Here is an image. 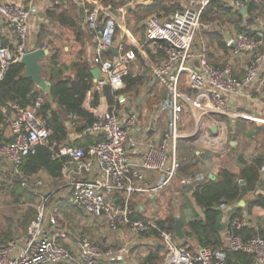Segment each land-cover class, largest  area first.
Instances as JSON below:
<instances>
[{"label": "built area", "instance_id": "built-area-1", "mask_svg": "<svg viewBox=\"0 0 264 264\" xmlns=\"http://www.w3.org/2000/svg\"><path fill=\"white\" fill-rule=\"evenodd\" d=\"M127 0L116 11L124 18L140 2ZM213 0H185L183 6L167 15L152 14L147 17L146 39L143 46H152L163 60L154 69V75L166 80L169 90L148 109L150 123L141 124V114L133 106L121 112L118 104L126 102L124 77L137 60L136 50L127 49L123 43L115 45L117 34L116 14L112 5L85 10V25L96 38V55L93 67H98L101 77L95 79L89 98L96 90L110 86L115 102L109 110L96 114L91 125L81 135L100 136L87 146L68 144L52 145L57 157L65 158L62 170V197L83 213L84 221L98 224L105 221L112 232L129 228L137 233L155 231L165 248V264H229L227 249L241 250L253 255V264H264V225L260 227L246 213L233 216L229 231L220 248L198 247L178 242L168 223L160 224L155 218L133 219L131 200L136 194H156L178 177L181 163L177 156L180 140L193 137V131H183L182 123L186 103L192 108L195 121L201 113L227 111L225 95H246L257 81L264 83V24L258 23L253 34L240 31L234 24L225 36L230 48L228 61L213 64L209 61L208 46L197 48L204 32L220 31V20H203V13ZM251 0H221V4L242 13L240 27L248 24ZM264 4V0H258ZM33 11L22 3L0 0V81L9 66L21 61L29 50V23ZM104 16H101V14ZM252 25L249 24V29ZM226 31V30H225ZM117 52L115 55L110 51ZM256 52L254 56L249 53ZM111 52V53H110ZM109 53V54H107ZM242 59L241 66H237ZM185 76L186 88L196 93L191 97L180 85ZM183 90V91H182ZM43 97L27 107L13 105L10 126L14 135L10 143L0 144V180L20 185L40 196L38 215L22 237L0 244V264H114L125 260L129 246L102 248L82 231H73L60 211V202L48 194H41L42 181L37 176H25L20 169L23 158L34 153L39 145H48L52 129L48 127L40 108ZM169 111L170 117L158 142L150 140L149 131L156 117ZM157 115V116H156ZM5 165H8L6 167ZM158 173L155 184L152 174ZM264 174V165L260 168ZM202 175L181 179L189 185L202 181ZM52 198V199H51ZM253 227L258 234L249 238L234 233L236 229Z\"/></svg>", "mask_w": 264, "mask_h": 264}, {"label": "trees", "instance_id": "trees-1", "mask_svg": "<svg viewBox=\"0 0 264 264\" xmlns=\"http://www.w3.org/2000/svg\"><path fill=\"white\" fill-rule=\"evenodd\" d=\"M113 4L115 5V3ZM177 8V5L169 6L166 0H157L148 7L137 8L133 12V16L135 15L140 19L139 16L146 18L152 13H165L169 15L173 14ZM252 13L264 15V4L258 0H251L248 14ZM48 16L51 20L55 19L59 23L78 31L77 22L66 11L61 10L58 4L48 10ZM202 18L203 20L209 21L220 20V25L228 27L234 24L236 29L249 32V22L244 27L239 26L244 20L243 14L239 11H233L224 7L221 4V0H213L205 9ZM79 34L82 33L79 31ZM205 35L210 42L214 41L221 48H228L224 37L219 32H206ZM36 44L38 45L37 42ZM58 58L57 54H53L49 59V68L51 69L48 78L51 82V91L49 94L39 88L33 79L24 75L25 66L21 61L13 62L9 66L4 78L0 81V144L13 141L14 135L9 121L13 111V105L27 107L34 104L40 97L44 99L40 108V114L43 116L48 127L53 131L48 145H39L34 153H30L23 158L20 169L25 176H38L41 172H44L53 179H59L62 176L65 158L57 157L52 149V145L72 144L76 146H87L100 139V136L81 135L75 137L73 141H70L69 126L66 124L67 121H71L70 127L73 128L74 133L81 134L82 130L88 125H91L95 119V115L85 107L87 93L93 88L94 77L91 73L92 64L87 59L80 57L78 61L73 62L71 65H61ZM65 70H73V74L67 75ZM41 74L45 78L44 72H41ZM182 80H184V76L181 77L180 81ZM124 81L126 84L124 93H134L143 85L146 77L129 73L124 77ZM101 93L106 97L109 108H111L115 102L116 93L110 86L104 87ZM165 93L164 96H167V93ZM99 100L100 92L95 91L93 93L95 106H98ZM256 128L257 131L264 134V125L257 126ZM181 142L183 141L180 140L177 144V151L181 150ZM238 160L242 165L239 175H236L226 168H222L219 170L216 180L209 178L197 186L182 187V192H186L184 189L187 188L188 192L193 196L195 204L202 209L201 216L195 215L192 218L186 219L183 216L171 215L163 220H158V222L161 225L168 223L171 230L175 233L174 225L176 220L181 218L186 236L184 239L185 243L183 244H189L188 241L193 238L202 247H222L223 239L221 231L223 211L221 206L223 204L234 205L247 194L254 192L255 194L257 193L255 197L249 200L245 207H237L233 215H240L244 209L250 214V211L255 206L264 208V194L258 193V189L261 186L264 190V178L259 171L264 165V153H256L250 160H246L244 156L240 155ZM179 161L181 163L178 172L179 178L193 176L195 173H198L197 161L186 163H183L180 159ZM19 180L15 178L12 183H6L0 180V184L1 187H4L16 197V200L24 197L25 200L34 201L36 195L21 186ZM240 180L243 181V184L240 183ZM59 200L61 201L59 208L64 214L65 221L66 218L69 219L68 211L82 215L79 209L69 204L67 198H59ZM37 215L38 210L36 212L28 211L25 215L23 214V220L19 219V225L27 227L31 219H36ZM132 218L144 219L146 217L141 213H137ZM259 226L262 227V225ZM233 232L242 235L244 238L258 234L257 230L253 227H244L242 229H236ZM151 234L156 237L158 236V233L155 231L145 232V235ZM9 239H11V233L4 232L3 235L0 234V242H8ZM226 257L229 264H253V255L241 250L227 249ZM162 260L163 257L161 259L151 254L143 263L152 264L154 261Z\"/></svg>", "mask_w": 264, "mask_h": 264}, {"label": "crops", "instance_id": "crops-1", "mask_svg": "<svg viewBox=\"0 0 264 264\" xmlns=\"http://www.w3.org/2000/svg\"><path fill=\"white\" fill-rule=\"evenodd\" d=\"M8 1L22 3L25 6L30 7L32 9L33 13L31 15V20L29 23V46H28V48H29V50L38 48L39 45L36 44V40L34 37L35 31L37 28L42 30L44 25L53 21L48 16V10L51 8L50 6H53V5L57 4L58 2L56 0H55V2H51L52 0H38V1L37 0H8ZM69 1L73 5L72 8L74 10H78L82 14V16L84 17V26L85 27L83 26L82 30H83L85 35L79 34V31H77L78 34H77V32H76V34L73 33L74 36L72 37V40L74 41L75 44L80 45V46H82V45L84 46L86 54L83 56V58L87 59L92 64L94 56L96 55V40H95L96 38L93 36V34H91L89 32V30L87 29V27L85 25V10L88 8H92V7H105L107 5H112L113 9L111 12L113 14H116L117 30L122 31L120 34L119 33L116 34L115 45L117 46V44L123 43L127 49L132 48V49L136 50L137 55H138L137 59L142 58L145 61V63L147 65H149L151 68L149 73H147L146 75L139 73L143 76H146V81H145L146 83H145V87L143 88V91H146V93H150V92L154 93L156 91V89H158L159 87H162L166 90L165 92L168 94L169 86H168V83H166V80L160 79V77H157L154 75V69L163 60V54L160 52L157 53L156 50L150 45L143 46V43L145 42V39H146L145 21L147 18L143 19V21H141L138 24L140 26L144 25V28H143L144 29V37L142 39L140 38V36L137 33H135V32H137L138 27H137V29L135 27L133 28V25L135 24V20L133 18L131 19V21L129 23L125 24L126 19H129V16L130 17L133 16V12H135L137 10V8L148 7V6L152 5L154 2H156L157 0H146V1L140 2L133 9H131L124 18H122V16L119 15V13L116 11V9L120 5H122L123 3H121V4L119 3L117 5L116 4L114 5L113 2H111V1L116 2L119 0H69ZM166 1L168 2L169 6L170 5H177L178 6L177 10H179L183 6V3L185 2V0H166ZM101 16H104V14L102 13ZM55 22L58 23V25L66 26V25L59 23L58 21H55ZM258 23L264 24V15H257L256 13H252L251 17L249 18V24L252 25V28L249 29V34L250 33L253 34V32L256 31L255 29L257 28ZM66 27H68L69 30L72 29L69 26H66ZM219 29H220V31H217V32H219L220 35H222L225 39V36L227 35L228 26L222 25ZM72 30H74V29H72ZM205 34H206V32H204L203 34L200 35V40H199L196 47L201 48L203 46H208L211 50L210 57L212 55V62L214 60H216V57L220 58V61H217L213 64H217V63H220L222 61L223 62L228 61L229 56H230V52H231L230 48H227V49L221 48L218 44H216L217 49H221L218 53H216L214 51L213 47L209 46L210 45V44H208L209 39ZM67 38H70V36L68 35ZM66 49H67V47H66ZM255 53H256L255 51L252 52V54L249 53V61L251 59L250 56H254ZM210 57H209V61H210ZM239 60L241 61V59H239ZM133 65L134 64H132L131 67ZM131 67H130V70H131ZM92 68H94L93 64H92ZM129 73H132V72L130 71ZM132 74L136 75V76L139 75V74H135V73H132ZM185 79L186 78L184 76V81L182 83L180 82L181 88L183 90H186V92H188V94L191 97H195L196 93L191 91L190 89L186 88V80ZM94 81H95V78H94ZM96 91L100 92V100H99L98 106L94 105L93 94H92L91 98H89L87 95V98L85 101V107L90 112H92L94 115L104 113L110 109L108 101H107L106 97L101 93V90H96ZM248 91H249V96L233 95V94L225 95L226 101L228 103V110L227 111H213V112H208V113H204V114L201 113V116L199 117V120L201 119L200 126L198 125L199 126L198 129L194 130L195 135L193 137L182 139L183 142H181V150L185 149L186 146H190V144H192L191 142L195 141V139L197 138L198 142L201 143V145L204 148L209 149L213 152L215 151V153H217L219 155V154L224 153L226 148H227V146H225L226 140H227V133L232 132V135H234V133H235V131H234L235 127L233 126L234 125V122H233L234 119H237L236 121H238V122H241V121L249 122L250 119H252L254 121L257 120L258 122H260V124H257L256 126L264 125V83H262V81L259 80L254 85H252L248 89ZM125 94L127 97V93H125ZM47 97H48V95H47ZM48 99L51 101L50 98H48ZM142 100H143V98H139L134 103V101L128 97V98H126V102L125 101L120 102L118 104V106H119V109H124L121 112H127V110H129L134 105H139V103ZM185 106L187 108V106H189V103H186ZM150 108H148V109H150ZM185 113H187V111ZM146 114H147V120L144 122L141 121V124H143V126L148 125L150 123V120H151V115L149 114L148 110H146ZM166 115H168L167 122H166V120L165 121L162 120L163 116H166ZM189 116H190V119L188 120L184 114V120L182 123V130L186 131V132H189V131L191 132V130H188V131L186 130L188 127V124H190V126L195 124V128L197 126L196 125L197 121L194 120L192 112L189 113ZM169 117H170L169 111H163V114H159L156 117V119H155L156 125L153 123V126H151V130L149 131V137H150L151 141L158 142L160 140V138H161V136H162V134L166 128V125L169 121ZM228 122H229V124H228ZM231 122H233V123H231ZM70 123H71V121H67L66 124L70 127L71 126ZM213 127H216L215 131L212 129ZM76 134L77 133H74V131H73V139H75ZM70 141H73V140L70 138ZM234 144H236V141L233 142L232 143L233 146L232 145L231 146L235 147ZM210 148H212V149H210ZM196 154L197 155L196 156L194 155L193 157H196V159L198 160L197 161V167L200 169L199 166H201V161L198 158H199V155L201 154V152L197 151ZM237 155H238L237 159H234L232 162L228 161V165L224 162V160L227 158L228 155L227 156L226 155H220V159H219L220 161L217 160V163L214 166L215 167L214 169H211L206 173L203 171H198V173H195V175H202L201 177H204V179L202 181L198 182L195 180L193 183H191L189 185H185L181 181V179L184 178V176L180 177V178L177 177L169 185L160 189L159 192H157L156 194H151V195L136 194V195H134V196L144 195V196L148 197L147 202L150 201V205L145 206V204L133 203V200H134V196H133V198L131 200V207L133 208L132 216L136 215L137 213H141L146 218H154L155 216L151 217V216L145 214L146 208L149 206V208L153 212L154 208H156V206H158V204H156V202H157V198L159 196V193L163 192L164 190H170L175 184L181 188L182 187H193V186L199 185L200 183H203L205 180H208L209 178L212 180H216L217 174H218L219 170L222 168H226V169L230 170L231 172L235 173L236 175H239L241 173V169H242V165L240 164V162L238 160L239 156L242 155L245 157L246 160H250V159H252V157L254 155L249 156V154L246 152V150H242V149L239 150ZM185 157H187L186 154H185ZM224 157H225V159H224ZM0 166H1V162H0ZM44 174H45L44 177H46L48 179H53L49 175H47L46 173H44ZM151 174H152L151 183L155 184L159 178V174L158 173L156 174L154 172ZM260 174L264 178V174L261 172H260ZM212 177H214V179ZM61 179H62V177L59 179H53V180L55 182L58 181L61 183ZM240 183L243 184V181L240 180ZM185 190L188 191L187 188ZM187 193H189V192H187ZM258 193L264 194L262 186L258 189ZM256 194L254 192H251V193L247 194L246 196H244L238 203H236L234 205L223 204L221 206V209L223 211V220H222L223 227H222V231H221L223 241H224L225 234L229 231L230 220L234 216L233 214H234L235 209L239 206L245 207L247 205V203L249 202V200H251L253 197H255ZM191 197H193V196L191 195ZM60 198H65V197H60ZM55 199L58 200L59 202H61L59 200V198H55ZM243 213L250 215L251 219L256 224L264 225V208L263 207H260V206L253 207L252 210L250 211V214L244 209ZM82 215H83V213H82ZM195 215L201 216L202 215V209L201 208L199 210L197 209L192 214H190V215L188 214L187 219L192 218ZM157 220H160V219H157ZM87 223L93 224V222L90 219H87ZM126 230H129V229L124 228V229L120 230L121 236H122L121 241H124L123 245L126 244L129 246V254L125 258L124 261L116 263V264H144L143 262L151 254H153L155 257H157V258L159 257L161 259L163 257L162 261H154V262H152V264H165V262H164L165 261V248H164L163 243L160 241V238L158 236L156 237L152 234L151 235H145V233L144 234H140V233L137 234L136 233L137 234L136 238H133L131 240H127L123 236ZM177 240H178V242H180L182 244L185 243L184 242L185 240H181L179 238H177ZM188 243L191 246L192 250H196L198 247H200V245H198L197 241L193 238L191 240H189Z\"/></svg>", "mask_w": 264, "mask_h": 264}, {"label": "rangeland", "instance_id": "rangeland-1", "mask_svg": "<svg viewBox=\"0 0 264 264\" xmlns=\"http://www.w3.org/2000/svg\"><path fill=\"white\" fill-rule=\"evenodd\" d=\"M38 1V0H37ZM61 8V10L66 11L78 24V31H80L83 35L84 32L82 30V27L84 26V17L78 10H74L72 8V4L69 0H56ZM127 0H119V1H111L115 4H121L124 3ZM55 2V1H51ZM55 4V5H57ZM53 5V6H55ZM50 6V7H53ZM152 14H159V13H152ZM150 14V15H152ZM149 15V16H150ZM140 19H138L137 16H129V19H126L125 24L129 23L131 19L133 18L135 20V24L133 25V28L135 27L138 30L137 33L140 38L142 39L144 37V25L140 26L138 25L143 19H146L142 16H139ZM53 21L47 23L43 26V29H36L35 31V40L38 43L39 46H44L49 50V54L45 56L42 59L41 65L43 66L42 73L44 72L45 80L49 81V75L51 69L49 68V59L53 54L58 55V61L61 65L67 64L71 65L73 62L78 61L86 54L84 46H80L74 43L72 40V37L74 34H76L77 31L72 30L66 26L58 25L56 23L55 19H52ZM85 27V26H84ZM229 28V27H228ZM230 29V28H229ZM231 30V29H230ZM122 31L118 30V33L120 34ZM74 33V34H73ZM70 36V38H67V36ZM88 37V36H87ZM209 46H212L214 51L218 53L221 49H217L216 44L214 41H208ZM67 47V49H66ZM85 59V58H83ZM242 60V59H241ZM210 61L212 62V55L210 57ZM217 61H220L219 57H216V60H214L212 63H215ZM242 61L239 60L238 67L241 66ZM134 65L131 67V72L135 74H143L146 75L150 71V66L145 63V61L142 58L137 59L134 63ZM65 73L67 75H72L73 70L66 71ZM139 74V75H141ZM146 77V76H144ZM184 80L180 81L181 83ZM145 83L139 88V90L134 93H127V98L129 97L136 102L139 98H143V100L139 103V105H134V107L141 113V121L147 120V114L146 110L150 108L151 105L158 102L162 97H164V88L159 87L154 93H146V91H143V88L145 87ZM166 91V90H165ZM121 111L124 109H120ZM187 113H185V117L189 120L190 116L189 113L192 112V108L187 106L186 108ZM167 117L163 116L162 120L167 122ZM204 118V117H203ZM237 119H234V127H235V133L232 135V132L227 133V140L225 146H227L226 150L222 154H217L215 151H211L209 149L204 148L201 143L198 142V139L196 138L195 141L191 142L190 146H186L185 149L177 151L178 158L183 162H196L198 161L196 157L197 151H200L201 154L199 155V160L201 161V166L199 171L208 172L211 169H214L217 160L220 161V155H228L224 162L228 165V161L232 162L234 159H237V153L239 150H246V152L250 155H255V153H264V134L257 131V124H260L257 120L250 119L249 122L236 121ZM252 121V122H251ZM231 122V123H233ZM201 119L197 122V129L200 126ZM71 124V123H70ZM229 124V122H228ZM199 125V126H198ZM195 124L190 126L188 124L187 131L188 130H194ZM70 132V138L73 139V128L69 127ZM197 137V136H196ZM236 141V144H234L235 147H232V143ZM232 145V146H231ZM212 149V148H210ZM185 154L187 157H185ZM222 161V160H221ZM8 167V165H5ZM44 172L40 173L37 177L39 180L42 181L43 185L40 186L41 194L44 195L48 194L49 197H55L60 198L62 195H64V192L61 189V183L55 182L53 179H48L44 177ZM185 190V189H184ZM186 191V190H185ZM264 191V190H263ZM182 192V188L178 185H174L170 190H164L163 192L159 193V196L157 198L156 208H154V211L152 212L149 206L145 210V214L149 216H155V219H165L171 215H179L183 216L186 219L188 218V214H192L197 209L200 208L197 207L195 204L193 197H191V193ZM187 193V194H186ZM58 195V196H57ZM52 199V198H51ZM148 197L144 195L140 196H134L133 203H141L145 204V206L150 205V201L147 202ZM40 202V196H36L34 201L25 200L24 197L20 198V200H16V197H14L8 190H6L4 187H1L0 184V234L3 235L4 232L11 233V239H15L17 237H22L27 232V228L31 224V222L34 220L31 219L30 223L27 225V227H22L19 225V219L23 220L25 215L28 211H34L36 212L37 207ZM153 207V206H152ZM155 207V206H154ZM62 213V212H61ZM68 217L66 218V222L69 228H71L73 231L79 230L82 231V233L88 235L93 241H95L97 244H99L102 248H118L119 246H122L124 241H121V232H112L108 224L105 221H102L98 224H89L84 221L83 215H80L76 212H69L68 211ZM62 216L64 214L62 213ZM22 217V218H21ZM129 229V228H128ZM13 233V234H12ZM137 232L132 231L131 229L126 230L124 233V237L127 240H131L133 238L137 237ZM6 242H0V244H3ZM165 262V261H164Z\"/></svg>", "mask_w": 264, "mask_h": 264}, {"label": "water", "instance_id": "water-1", "mask_svg": "<svg viewBox=\"0 0 264 264\" xmlns=\"http://www.w3.org/2000/svg\"><path fill=\"white\" fill-rule=\"evenodd\" d=\"M246 11H247V6H245L242 9V13H245ZM110 51L113 52L115 55L117 54V52L113 49H110ZM48 54H49V50L47 48L43 46H39L38 48L27 52L21 60V62L25 66L24 75L26 77L33 79L36 85L40 87L42 90H44L46 93H50L51 91V82L45 80L42 77L41 60ZM91 73L95 79H98L101 77V71L98 67L92 68ZM212 129L215 131L216 127H213ZM212 178L214 179V177ZM174 231H175L176 236L179 239L181 240L185 239L186 236L183 230V220L181 218H178L176 220V223L174 225Z\"/></svg>", "mask_w": 264, "mask_h": 264}]
</instances>
